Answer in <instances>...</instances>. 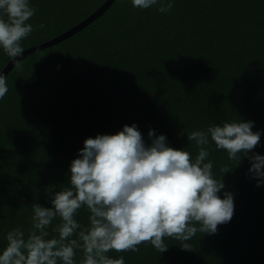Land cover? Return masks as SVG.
<instances>
[{
  "label": "trees",
  "instance_id": "trees-1",
  "mask_svg": "<svg viewBox=\"0 0 264 264\" xmlns=\"http://www.w3.org/2000/svg\"><path fill=\"white\" fill-rule=\"evenodd\" d=\"M104 1L29 0L36 30L22 48L59 35ZM9 60L0 49V71ZM17 62L0 99V249L12 229L27 238L33 203L52 207L49 190L70 186V163L86 138L135 124L146 146L153 130L194 159L198 147L187 133L252 121L260 142L238 164L211 140L206 146L224 184L218 195L233 198L229 222L215 234L197 233L189 250L166 237L162 253L142 243L138 252L107 255L125 264H264V182L257 186L248 159L264 156V0H174L166 13L114 0L82 29ZM89 215L82 206L74 219L87 227ZM61 222L53 219L45 239L58 238ZM75 252L80 264L83 252Z\"/></svg>",
  "mask_w": 264,
  "mask_h": 264
},
{
  "label": "clouds",
  "instance_id": "clouds-1",
  "mask_svg": "<svg viewBox=\"0 0 264 264\" xmlns=\"http://www.w3.org/2000/svg\"><path fill=\"white\" fill-rule=\"evenodd\" d=\"M131 4L166 13L174 0H131ZM34 14L29 0H0V49L17 69L21 65L15 58L24 51L21 41L36 30L28 23ZM6 80L0 74V99L8 92ZM252 125V121L224 122L187 133L188 141L198 147L194 159L189 152L168 146L166 136H154L153 130L148 132L151 144L146 146L135 124L124 125L112 135L86 138L78 158L70 163V186L54 193L49 190L52 207L32 204L27 238L20 228L9 231L0 249V264H75L77 249L83 252L80 264H125L123 256L113 259L107 253L138 252L142 243L162 253L168 247L166 237L189 250L187 241L197 233L215 234L234 212L232 195H218L224 184L213 176L206 146L211 140L238 164L260 142V133L253 132ZM248 159L249 171L260 186L264 156L253 154ZM82 206L90 212L87 227L74 219ZM57 216L62 221L54 229L58 238L45 239L47 227ZM74 234L77 238L69 239Z\"/></svg>",
  "mask_w": 264,
  "mask_h": 264
},
{
  "label": "water",
  "instance_id": "water-1",
  "mask_svg": "<svg viewBox=\"0 0 264 264\" xmlns=\"http://www.w3.org/2000/svg\"><path fill=\"white\" fill-rule=\"evenodd\" d=\"M114 0H105L100 6H98L92 13H90L86 18H84L83 20L79 21L77 24H75L74 26L68 28L67 30H65L64 32L60 33L57 36H54L40 44H36L33 46H30L28 48H25L24 51L22 52L21 55H19L18 57L15 58V60H19L22 56L26 55L27 53L49 46L51 44L57 43L59 41H61L62 39L72 35L74 32L82 29L83 27H85L87 24H89L90 22H92L93 20H95L97 17H99L113 2ZM16 61V62H17ZM15 64L14 61H12L11 59L6 63V65L4 66V68L0 71V74H6L7 71Z\"/></svg>",
  "mask_w": 264,
  "mask_h": 264
}]
</instances>
